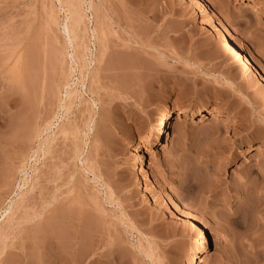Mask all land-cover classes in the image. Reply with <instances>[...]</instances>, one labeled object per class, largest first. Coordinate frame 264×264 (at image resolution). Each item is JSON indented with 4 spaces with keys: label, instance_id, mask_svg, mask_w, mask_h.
Masks as SVG:
<instances>
[{
    "label": "rangeland",
    "instance_id": "rangeland-1",
    "mask_svg": "<svg viewBox=\"0 0 264 264\" xmlns=\"http://www.w3.org/2000/svg\"><path fill=\"white\" fill-rule=\"evenodd\" d=\"M78 1L0 0V264H264V0Z\"/></svg>",
    "mask_w": 264,
    "mask_h": 264
},
{
    "label": "bare ground",
    "instance_id": "bare-ground-1",
    "mask_svg": "<svg viewBox=\"0 0 264 264\" xmlns=\"http://www.w3.org/2000/svg\"><path fill=\"white\" fill-rule=\"evenodd\" d=\"M81 1H82V4H86L87 3V0H81ZM249 1L252 2V3L255 2V0H249ZM79 5L81 6V4H79ZM72 6H74V4ZM202 7L206 10V5L205 4L202 3ZM69 8L71 9V5H70ZM88 9L89 10L92 9V4L91 3L89 4V8H87V10ZM71 10H69V12ZM76 12H78V11H76ZM70 14H71L70 15V18H71V16L73 15V13L70 12ZM74 17H73V19H75ZM79 17H80V15H79ZM78 20H76V21H78ZM71 24H73V23H71ZM96 27L97 26H95V29H96ZM70 28H69V39H70V42L72 43L73 40L71 38L72 35H71V32H70V30L72 31V29H70ZM75 28H76V30H73V31H77L78 28L76 26H75ZM97 30L98 29H96L94 31H97ZM93 37H94V39H97L95 35H93ZM228 42H229V40H228ZM27 74L28 73H27L26 57H25V55H24L23 52H19L16 55L14 54V55L10 56L7 60L2 61L1 64H0V80H1V83H0V93H2V92H4L2 94L10 93V91H12L16 87H20L21 90L23 88H25L27 85L24 86L25 85L24 82L26 80ZM73 94L74 93L72 91L71 93H69L67 95V97L68 98H71V96ZM13 101L16 102L18 100L15 99ZM182 113L188 114V115H192V113H194V112L191 109L186 108L185 106H183L181 104H177L176 106H174L172 108V111L171 110H168V111H165L163 113L160 121L154 127V130L150 133L149 137L144 141V144L141 143V144H138L135 147L134 156H135L136 161H137L138 164H140L142 167H144L143 159H142V156L140 154V148H145V146L148 145V144H150V143L159 142L161 140V138L165 135V132H167L171 128L172 122L177 121V118H179ZM199 115H200V117H202L201 119H204V116L203 115H211V112L209 110H206L204 113L203 112L199 113ZM216 116H218V115L216 114ZM51 126H52V122H49L46 125L45 129L47 130ZM39 137H41V133L40 134L38 133L37 138H39ZM23 172H25V170H22V173ZM26 181L27 180L24 179L22 181V183L18 185V191L21 190V188L26 185ZM176 209H177V211L179 210V212L180 211L182 212V215L186 218V220L188 221V223H190L192 225V229H194L195 231L198 232L197 239L201 240V239L207 238V234H206L205 230L202 228L201 223L198 222L197 220H195V218H193L192 214L188 213V211H186V210L181 209V207L178 208V206H177ZM44 211H45V209H42L40 212H38V214H36L33 217V219L34 220L37 219V220H39V223H43ZM5 213H6V211H5ZM53 224H54V227L55 228H59V222H58V220L57 221L54 220L53 221ZM0 240H1V238H0ZM5 250H6V245L1 242V244H0V258L2 257V255H4ZM203 262H204V258L201 255V256H198L195 259V261H194L193 264H202Z\"/></svg>",
    "mask_w": 264,
    "mask_h": 264
}]
</instances>
